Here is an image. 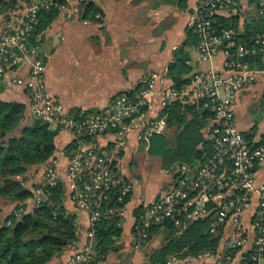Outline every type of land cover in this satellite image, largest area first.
Returning <instances> with one entry per match:
<instances>
[{
    "label": "built area",
    "instance_id": "2783aa9c",
    "mask_svg": "<svg viewBox=\"0 0 264 264\" xmlns=\"http://www.w3.org/2000/svg\"><path fill=\"white\" fill-rule=\"evenodd\" d=\"M230 2L199 0L193 10L199 60L208 61L209 70L192 71L190 82L180 88L169 68L153 72L94 111L67 109L49 93L43 41L35 34L42 9L55 7L71 17L84 13L81 1L22 0L0 15V83L8 79L28 90L27 120L39 119L67 138L42 179L44 185L63 184L70 210L78 214L79 241L68 246V259L61 264H125L123 252L130 256L127 264H155L145 252L160 248L155 242L166 222H174L178 234L195 222H208L218 246L197 254L182 249L156 264H264V131L252 134L236 122V104L246 86L264 73L248 60L258 54L264 60V36L236 45L235 30L217 31L215 18ZM177 101L210 114L203 129L209 150L197 163H178L147 210L131 207L127 199L135 186L125 171V156L142 141L148 147L156 135L168 134L167 110ZM35 193L39 206L45 194L41 188ZM114 218L119 219L114 226L129 238L121 236L115 250L100 254L96 229L102 219Z\"/></svg>",
    "mask_w": 264,
    "mask_h": 264
},
{
    "label": "trees",
    "instance_id": "16d2710c",
    "mask_svg": "<svg viewBox=\"0 0 264 264\" xmlns=\"http://www.w3.org/2000/svg\"><path fill=\"white\" fill-rule=\"evenodd\" d=\"M20 1L22 0H0V15L17 7ZM168 1L179 2L182 8L187 5V0ZM230 1L229 7L232 3H240V0ZM249 2L255 5L256 13L242 25L239 12L230 16L221 14L215 18L214 26L217 31H236V45L249 43L259 35L264 36V4L259 0ZM84 4L85 18L95 20V15L101 14L94 2L86 1ZM59 15L58 8L42 9L35 30L36 36L44 38L45 31ZM187 32V40L177 50L175 60L169 65V76L177 88L190 82L187 76L192 72L190 54L185 51V47L199 44L193 28H188ZM248 60L264 67L262 54L248 57ZM28 103L0 100V199L4 200L3 203L7 204L9 200L16 205L5 215L1 213L6 205H0V264H48L57 255H62L68 246L77 244L80 237L76 223L78 214L68 208L63 184L44 185L40 180L32 188L25 185L31 168H41L42 178L48 164L60 154L62 145L58 146V139L61 135L65 136L60 131L51 130L39 119H31L24 124ZM167 113L168 126L174 131L172 136L156 135L151 139L147 150L161 156L163 169L166 170L178 163L194 164L201 161L204 153L209 150L203 129L208 125L210 114L196 105L180 101L174 103ZM40 188L45 194V200L37 206L34 203L35 191ZM131 199L130 195L127 202L131 203ZM147 207L149 206L143 203L138 209L147 210ZM20 209L23 212L18 215L16 210ZM101 221L103 223L95 232V248L100 254H108L117 248L115 243L122 236V230L114 226L119 219ZM157 227L158 225L154 226V232ZM164 230L166 235L163 245L148 255L149 261L155 264L165 262L170 254L182 249L187 248L186 254H197L218 246L217 237L211 232L208 222H195L182 234H178L179 229L174 222H166Z\"/></svg>",
    "mask_w": 264,
    "mask_h": 264
},
{
    "label": "crops",
    "instance_id": "0c3cea01",
    "mask_svg": "<svg viewBox=\"0 0 264 264\" xmlns=\"http://www.w3.org/2000/svg\"><path fill=\"white\" fill-rule=\"evenodd\" d=\"M80 1L81 9H85L86 1L94 2L101 10V14L95 15L99 14L100 20L97 17L95 20L85 18V12L71 17L60 13L45 31L44 38L42 36V53L49 93L67 109L94 111L105 106L114 96L136 88L149 74L162 73L169 68L177 50L187 40V29L192 28L191 17L199 0H187L185 8L180 7L179 2L168 0ZM259 1L264 4V0ZM238 12L242 25L255 15V5L249 0H240L239 4L232 3L222 15L230 16ZM192 47L197 50V46L185 47L190 54V65ZM29 96L28 90L8 79L0 83V100L28 103ZM258 110L263 111L260 119L257 114L255 122L247 128H241L237 123L240 129L256 130L258 133L264 131V73L246 86L236 104V116ZM136 150L132 148L124 160L125 171L131 177L129 164ZM171 180L172 176L164 182V186ZM162 187L155 192L150 191L151 198L147 200L139 197L133 201L134 192L130 206L153 203ZM62 255H57L48 264H61L64 260Z\"/></svg>",
    "mask_w": 264,
    "mask_h": 264
},
{
    "label": "rangeland",
    "instance_id": "374dc122",
    "mask_svg": "<svg viewBox=\"0 0 264 264\" xmlns=\"http://www.w3.org/2000/svg\"><path fill=\"white\" fill-rule=\"evenodd\" d=\"M46 41V39H45ZM44 41V43H45ZM169 41V40H168ZM168 41H167V45H168ZM50 43V42H49ZM46 45H47V41H46ZM49 45V44H48ZM179 47V45H176ZM190 48V47H189ZM188 48V49H189ZM193 57H192V67H193V71L196 70H209L210 69V63L208 61H202L200 62V60L197 59V57L199 56L198 51L195 48H191ZM42 56H44V54L42 53ZM28 113V111H27ZM263 113V111L258 110L255 112H249L247 114H242L239 113L236 116V122L239 123L241 125V128H247L248 126H250L252 124V122H255V118H257V114L259 116L258 119H260V115ZM263 115V114H262ZM27 117V116H26ZM262 117V116H261ZM28 119V118H27ZM26 119V120H27ZM24 122L27 123L29 121ZM171 129L168 132V136L170 137V135L172 134ZM174 134V133H173ZM172 136V135H171ZM65 136L61 135V137L58 139V146L64 144ZM148 147L146 146V142L142 141L141 144L137 147V150L135 151L134 155H133V159L129 164V169L132 172V177L134 179V183H135V195L133 198V201H136L140 198H143L144 200L151 198L150 191L155 192L160 186H164V182L166 180H169V178H171V176L173 175V169L175 166H173L171 169L166 170L163 169L162 166V158L160 155L155 154V153H151L149 150H147ZM128 155V153H127ZM58 157H60V154L58 155ZM127 157V156H126ZM62 164H64V161L62 160ZM41 173H42V169L41 168H31L29 170V172L27 173V178L25 180V185L29 186V187H33V184L38 183L40 180L43 179V176L41 178ZM41 178V179H40ZM2 199H0V205H6L3 206L4 210L2 211L1 215H5L9 212H11L14 208H15V204H13L11 201L8 200V203H3ZM132 203V202H131ZM132 205V204H131ZM67 206L72 209L71 205L67 202ZM162 234L160 233V239L157 238L156 239V246H162L163 242L161 241V243H159L161 239L164 238V236L166 235L165 230L162 229ZM165 232V233H164ZM123 239H128V235L126 233V231L123 233ZM158 242V244H157ZM153 249L152 248H148V250H146L145 254H152L151 251ZM68 251H65L63 253V257H64V261L66 259H68ZM121 256V263H125L127 264L129 261V255L126 254L125 252L120 253Z\"/></svg>",
    "mask_w": 264,
    "mask_h": 264
},
{
    "label": "water",
    "instance_id": "95a60500",
    "mask_svg": "<svg viewBox=\"0 0 264 264\" xmlns=\"http://www.w3.org/2000/svg\"><path fill=\"white\" fill-rule=\"evenodd\" d=\"M199 167V165H197V168Z\"/></svg>",
    "mask_w": 264,
    "mask_h": 264
}]
</instances>
